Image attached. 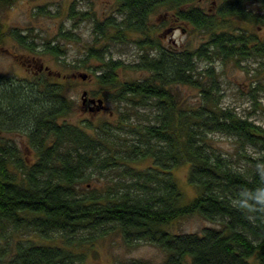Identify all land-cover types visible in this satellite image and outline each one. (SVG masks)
Wrapping results in <instances>:
<instances>
[{
  "label": "trees",
  "instance_id": "obj_1",
  "mask_svg": "<svg viewBox=\"0 0 264 264\" xmlns=\"http://www.w3.org/2000/svg\"><path fill=\"white\" fill-rule=\"evenodd\" d=\"M120 21L111 17L95 24L100 37L137 41L143 50L138 62L126 65L93 49L99 61L98 82L113 88L115 101L132 108L152 105L154 120L128 122L123 114L115 123L85 126L60 120L72 110L63 81L53 80L39 67L30 77L0 75V264H79L84 246L120 229L127 244L158 245L167 252L159 264H264V127L221 105L222 92L215 61L251 57L264 59V40L256 34L230 30L232 17L264 23L252 0H220L216 13L201 0H116ZM259 1L264 9V0ZM160 7L172 12V22H186L209 33L200 46L175 48L152 37L151 15ZM42 9V8H41ZM74 13V6H71ZM0 26V39L2 38ZM34 50L26 36L12 32ZM67 34V33H66ZM45 50L59 57V45ZM209 65L198 70L199 60ZM147 71L141 79L123 80L121 67ZM180 85L198 89L199 99L181 100ZM123 129L124 133L115 130ZM19 130L35 156L22 153L2 133ZM210 133L236 138L246 166L215 147ZM253 147L259 155L251 156ZM151 159L147 168L133 165ZM190 164L189 180L198 194L183 203V192L173 170ZM116 168L113 185L84 186L89 169ZM199 214L220 226L201 233H174L167 226ZM34 232L42 241L22 238ZM59 236L53 238L52 234ZM125 264H152L133 259Z\"/></svg>",
  "mask_w": 264,
  "mask_h": 264
},
{
  "label": "rangeland",
  "instance_id": "obj_2",
  "mask_svg": "<svg viewBox=\"0 0 264 264\" xmlns=\"http://www.w3.org/2000/svg\"><path fill=\"white\" fill-rule=\"evenodd\" d=\"M220 0H201L200 5L206 11L216 13ZM74 13H71V6ZM250 7L254 12L264 13L259 1L252 0ZM42 8V9H41ZM116 0H0V75L8 77H30L42 66L53 80L64 82L66 95L72 100V110L64 117L70 123L85 126V121L98 125L103 121L115 123L124 114L128 122L147 123L154 120L152 105L132 108L125 102L115 101L113 88L104 87L98 82L94 69L99 61L89 55L91 49L103 54L106 58L120 59L126 65L139 61L142 54L137 46L141 33L131 32L129 40L121 42L111 38L115 32L110 28L107 37H100L95 29L98 21L108 17L120 21L122 14L117 10ZM230 30L247 34H256L264 40V23H250L237 17L230 18ZM154 27V38H159L165 46L194 49L208 40L209 33L204 29L186 22H172V12L166 7L158 8L150 17ZM12 32L26 36L25 41L35 49L20 44ZM67 33V34H66ZM59 45L62 54L59 57L45 50L46 44ZM217 69L222 92L221 105L235 108L238 114L264 127V59L251 57L237 65L235 60L213 63ZM209 65L206 60H199L198 70ZM118 69L123 80L141 79L147 71L130 67ZM86 74L83 79L81 74ZM181 100L194 103L199 99V91L190 85H180ZM87 94L83 96V92ZM88 97L96 99L90 107L84 104ZM101 100L99 103L98 101ZM84 102V103H83ZM117 131V132H116ZM123 129L115 130L124 133ZM5 139L15 142L22 153L35 156L27 146V138L23 132L13 130L2 133ZM123 137V136H122ZM209 140L217 149L235 159V165L245 167L240 160L236 138L223 133H210ZM248 153L256 157L258 150L247 148ZM151 159H141L133 163L138 168H147ZM91 174L83 185H113L119 181V170L116 168L89 169ZM174 175L183 192V203L192 200L197 194V187L189 180L190 164L181 163L174 170ZM208 226H220L218 222L193 214L180 218L167 226L174 233H201ZM22 238H33L42 241L34 232L20 235ZM59 234H52L57 238ZM86 256L79 264H125L133 259L159 264L167 256V252L158 245L138 241L127 244L120 229L114 228L108 234L97 237L93 244L84 246Z\"/></svg>",
  "mask_w": 264,
  "mask_h": 264
},
{
  "label": "water",
  "instance_id": "obj_3",
  "mask_svg": "<svg viewBox=\"0 0 264 264\" xmlns=\"http://www.w3.org/2000/svg\"><path fill=\"white\" fill-rule=\"evenodd\" d=\"M81 77H82L83 79H85V78H86V74H84V73L81 74ZM86 94H87V91H84V92H83V96H85ZM85 101H86V99H84V102H85ZM92 101H93L94 103H96V99H92ZM84 102H83V103H84ZM98 102L100 103L101 100H99Z\"/></svg>",
  "mask_w": 264,
  "mask_h": 264
},
{
  "label": "flooded vegetation",
  "instance_id": "obj_4",
  "mask_svg": "<svg viewBox=\"0 0 264 264\" xmlns=\"http://www.w3.org/2000/svg\"><path fill=\"white\" fill-rule=\"evenodd\" d=\"M92 99L93 98L88 97V100H86V102L84 104H86V105H88V107H90L91 104L93 103Z\"/></svg>",
  "mask_w": 264,
  "mask_h": 264
}]
</instances>
